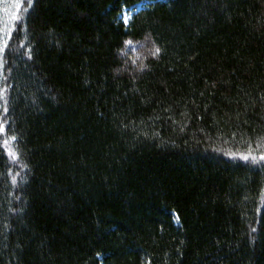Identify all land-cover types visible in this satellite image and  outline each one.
Masks as SVG:
<instances>
[{
    "label": "trees",
    "instance_id": "trees-1",
    "mask_svg": "<svg viewBox=\"0 0 264 264\" xmlns=\"http://www.w3.org/2000/svg\"><path fill=\"white\" fill-rule=\"evenodd\" d=\"M16 1L0 264H264V0Z\"/></svg>",
    "mask_w": 264,
    "mask_h": 264
},
{
    "label": "rangeland",
    "instance_id": "rangeland-1",
    "mask_svg": "<svg viewBox=\"0 0 264 264\" xmlns=\"http://www.w3.org/2000/svg\"><path fill=\"white\" fill-rule=\"evenodd\" d=\"M22 1L23 0H17L15 2L14 12L20 13L21 7L17 8V4L19 3L21 5L22 4ZM139 7L140 6H138L137 9ZM130 15H131V13L128 12V14L126 15L125 19H128L130 17ZM129 42L125 46L124 50L121 52L122 56H127L129 54L134 59H138L141 56V53H144V51H146L145 50L146 47H147L146 41H136V42L135 41H132V42L129 41ZM5 148L7 149V151H8L9 154L12 152L11 149H10L9 141H8V144L5 145ZM251 156H256V155H251ZM237 158L240 159V160L246 161L247 163H251V164H257L258 161H260L259 159L253 161L251 158L249 160H244V159H242V156H237ZM261 162H264V160H261Z\"/></svg>",
    "mask_w": 264,
    "mask_h": 264
},
{
    "label": "snow or ice",
    "instance_id": "snow-or-ice-1",
    "mask_svg": "<svg viewBox=\"0 0 264 264\" xmlns=\"http://www.w3.org/2000/svg\"><path fill=\"white\" fill-rule=\"evenodd\" d=\"M24 3L28 4L29 6H31L32 4H34V0H24ZM19 7H20V4L18 3V4H17V8H19ZM13 19H19V17L14 16ZM129 43H130V42H129ZM159 51H160L159 48H157V49L155 50V52L153 53V55H155V54L158 53ZM5 132H6V127H5V125H4L3 123H0V134H3V133H5ZM10 138L13 139V140L16 139L15 136H12V137H10ZM7 144H8V140H7V139L0 141V146H4V145H7ZM10 154H11L12 157L15 159L16 154H15L14 152H11ZM250 158H251L253 161H255V160H257V159H259V160H264V153H262L259 157L251 156V154H248V155H244V156H242V159H244V160H249Z\"/></svg>",
    "mask_w": 264,
    "mask_h": 264
}]
</instances>
